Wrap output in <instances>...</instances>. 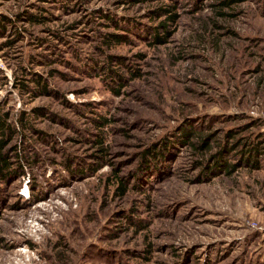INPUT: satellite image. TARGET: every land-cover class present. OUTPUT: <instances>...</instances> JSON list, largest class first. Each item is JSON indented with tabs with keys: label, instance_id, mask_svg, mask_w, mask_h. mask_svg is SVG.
Masks as SVG:
<instances>
[{
	"label": "rangeland",
	"instance_id": "1",
	"mask_svg": "<svg viewBox=\"0 0 264 264\" xmlns=\"http://www.w3.org/2000/svg\"><path fill=\"white\" fill-rule=\"evenodd\" d=\"M162 8L177 19L154 15ZM105 14L132 20L130 30ZM0 16L11 20L0 33V113L42 108L32 123L45 134L26 131L39 164L0 182V264H264V0H0ZM108 33L128 39L107 46ZM111 54L120 93L102 67L87 68ZM35 73L55 94L15 87ZM184 126L189 143L171 146L138 187L142 151ZM224 142L236 167L205 172ZM250 142L260 167L241 162Z\"/></svg>",
	"mask_w": 264,
	"mask_h": 264
},
{
	"label": "trees",
	"instance_id": "2",
	"mask_svg": "<svg viewBox=\"0 0 264 264\" xmlns=\"http://www.w3.org/2000/svg\"><path fill=\"white\" fill-rule=\"evenodd\" d=\"M136 1V0H133ZM240 0H220V5L222 6H231L235 2ZM172 7H174L172 5ZM162 11V12H159ZM154 15L160 14V16L168 13V17L170 20H176L177 14L173 12L171 9H165L162 8L160 10H156L153 12ZM103 18H109L111 22H113L117 28L125 27L126 30H130V26L128 24H131L132 20L125 19L124 21L121 20H115L113 17L109 16L108 14H105L101 16ZM29 21L32 23H42V17L37 16L34 14L29 15ZM7 22L11 23V20L7 17L0 16V33H6V24ZM39 23V24H40ZM157 27H163L164 29H167V25L165 24V21L162 20ZM19 33V32H17ZM105 36L106 39H103V42L106 43L108 46H115L116 44L124 43L125 40L128 39L127 34H119V33H108ZM153 41L161 42L165 41V38L161 37L160 35L155 34L154 38H151ZM43 41V38H41ZM12 41L7 42L8 45L11 44ZM104 52V50H102ZM40 55V54H39ZM30 56V60L35 57V60L37 59L34 54ZM106 56V55H105ZM92 58V57H91ZM91 58H89L91 60ZM107 64L98 66L97 64L91 65V62L87 65L88 69H93L94 71H100L99 69L102 67V73L99 75H102V78L106 80L108 83V86L115 91L116 93L121 92V88L123 87V76L118 72V70H115L111 66L117 61L116 59H113L114 56L108 55L107 56ZM120 58V57H119ZM118 58V59H119ZM37 61V60H36ZM92 61L97 62V60H94L92 58ZM53 70L51 69V75H54ZM132 77L140 76L141 72L138 68L130 69ZM27 82L20 81L19 83H16V86L21 93H27V89H29V92H35L39 95H52L55 94L54 89L50 86L48 79L44 78L43 76L39 75L38 73H35L32 75L30 79L27 80ZM34 83V86L31 87L29 83ZM31 90L33 91H30ZM43 115V109L42 108H33L31 111L26 110H20L19 113H16L15 116L11 112H8L6 108L2 110L0 113V182L5 184H12L17 179H21L27 174V168H32L33 164L36 162V152L35 148L30 143L31 136H27L26 131H30L34 133V135H37L40 139H45V134L41 131L35 130L34 124L32 123L33 120L37 119L39 116ZM107 119L99 120L100 124L99 126L105 125ZM42 134V135H41ZM195 135V132H193L192 128L189 126L181 127L180 130L177 133H174L172 137H175L174 140L171 139V137H164L160 140V142H156L155 144H152L151 146L147 147L144 151H142L141 154V162L137 170H135L134 175L137 174L139 182L137 184L138 187H141V180L142 175L145 172H150L155 170L161 171V167L163 165V162L166 158V156L170 152L171 146H175V143H189V139ZM235 134L233 133V130H229L228 135L230 137H233ZM212 136V135H211ZM102 136H100V140L97 141V144L102 143ZM210 137H205L203 142L200 145H195L196 148L204 149L207 148L210 143ZM178 141V142H176ZM240 144V142L237 143V146ZM248 145V149L244 150L241 154V162L244 164H247L252 167H260L258 156L260 155V143L258 142H250ZM236 146V147H237ZM236 147H232V149H236ZM102 151H105L104 148H101ZM31 151V153H29ZM228 151V145L227 142H224L221 144V150L220 152L214 156L216 161L214 164H206L205 165V172L211 171V170H217V171H224L227 174H231L234 167H236L235 164H229L228 162L224 161L223 155L224 152ZM258 155V156H257ZM39 157V156H38ZM219 158V159H218ZM36 164H39L36 162ZM75 166V165H74ZM65 167L68 170H72L73 173H81V170H77L73 168V162L70 158H68L65 161ZM223 169V170H221ZM117 186V193L122 195L125 194L127 191V183L126 180L123 177H120L119 182ZM136 186V187H137ZM1 198V197H0ZM132 222L134 221L133 218H130ZM140 228L147 227L144 224H141L140 221H137L135 223Z\"/></svg>",
	"mask_w": 264,
	"mask_h": 264
}]
</instances>
